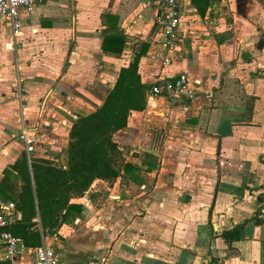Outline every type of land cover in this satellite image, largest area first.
Segmentation results:
<instances>
[{
	"label": "crops",
	"instance_id": "1",
	"mask_svg": "<svg viewBox=\"0 0 264 264\" xmlns=\"http://www.w3.org/2000/svg\"><path fill=\"white\" fill-rule=\"evenodd\" d=\"M179 4L170 51L157 0H42L20 10L16 35L0 17V214H15L5 206L21 185L4 170L22 152L65 169L71 124L136 55L147 86L185 72L196 88L176 105L148 90L131 111L114 134L129 168L69 200L47 242L59 264H264V0ZM35 262L0 245V264Z\"/></svg>",
	"mask_w": 264,
	"mask_h": 264
},
{
	"label": "trees",
	"instance_id": "2",
	"mask_svg": "<svg viewBox=\"0 0 264 264\" xmlns=\"http://www.w3.org/2000/svg\"><path fill=\"white\" fill-rule=\"evenodd\" d=\"M136 55L118 77L103 103L87 115L79 116L70 126L65 169L29 162L20 156L4 170L15 171L21 180L14 199L21 215L4 227L27 246L41 242V231L53 233L73 205L69 200L81 196L95 179L114 181L125 163L114 134L125 127L131 111L142 110L151 88L141 82Z\"/></svg>",
	"mask_w": 264,
	"mask_h": 264
},
{
	"label": "built area",
	"instance_id": "3",
	"mask_svg": "<svg viewBox=\"0 0 264 264\" xmlns=\"http://www.w3.org/2000/svg\"><path fill=\"white\" fill-rule=\"evenodd\" d=\"M42 0H0V17L7 21L12 29L13 35L19 30L20 10H32ZM158 13L154 19V25L159 34L165 37L164 47L170 51L174 42L178 38V30L181 25V9L179 0H157ZM162 66L170 64V57L161 55L158 52L153 54ZM149 98L155 96L164 97L169 104L176 105L181 102L191 101L196 96V88L189 76L183 72L176 76L157 79L148 92ZM29 154L33 150L32 138L26 128H22L17 136ZM7 210L15 212L0 214V245L7 258H11L27 249H32L35 253V264H59L54 249L47 243L52 233L41 231V242L37 246H27L23 240L4 227L10 225L15 219H20L21 215L15 210L13 202H8L5 206Z\"/></svg>",
	"mask_w": 264,
	"mask_h": 264
},
{
	"label": "water",
	"instance_id": "4",
	"mask_svg": "<svg viewBox=\"0 0 264 264\" xmlns=\"http://www.w3.org/2000/svg\"><path fill=\"white\" fill-rule=\"evenodd\" d=\"M263 43H264V33H262L260 36L257 48H259V49L262 48Z\"/></svg>",
	"mask_w": 264,
	"mask_h": 264
}]
</instances>
